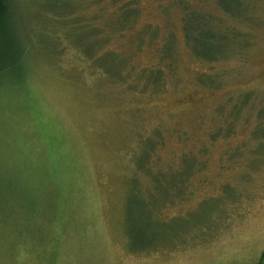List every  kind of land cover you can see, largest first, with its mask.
Here are the masks:
<instances>
[{
    "label": "rangeland",
    "instance_id": "rangeland-1",
    "mask_svg": "<svg viewBox=\"0 0 264 264\" xmlns=\"http://www.w3.org/2000/svg\"><path fill=\"white\" fill-rule=\"evenodd\" d=\"M7 3L0 264H264V0Z\"/></svg>",
    "mask_w": 264,
    "mask_h": 264
},
{
    "label": "trees",
    "instance_id": "trees-1",
    "mask_svg": "<svg viewBox=\"0 0 264 264\" xmlns=\"http://www.w3.org/2000/svg\"><path fill=\"white\" fill-rule=\"evenodd\" d=\"M123 2L124 4H129L131 6V8H128V11L130 10V12H126V16H127L126 21L128 22V20H130V18L138 12L139 7L133 5L136 4V0H123ZM239 4L242 3L238 2L237 4L238 8H239ZM220 5L225 12L227 13L233 12L232 7H229V4L222 2ZM136 8H138V10ZM8 10L9 7L7 0H0V28L3 26L4 18L5 15L8 13ZM184 29H185L186 39L188 40V43L192 45L197 56L199 57L201 56L208 60L215 59L219 57L221 54H223L225 50L228 48L231 41L233 40L231 36L226 35L225 32L223 33L220 27L217 26L215 23H212L210 19H208L201 11L193 10L187 14L184 22ZM21 58H22L21 53L12 51L9 56L8 54L7 56H4L1 54V50H0V73L6 70H11L13 75L17 74L21 65L20 63ZM0 185H1V181H0ZM173 187L180 189L182 187V184L181 182L175 183L173 184ZM3 193L2 196L4 195L5 197L6 193L4 194ZM1 203L2 204L4 203L2 197L0 200V204ZM131 233L133 234L134 231L132 230ZM262 258H264V253Z\"/></svg>",
    "mask_w": 264,
    "mask_h": 264
}]
</instances>
